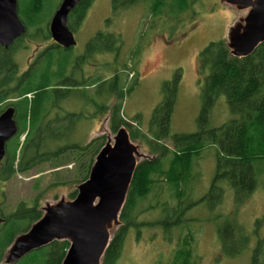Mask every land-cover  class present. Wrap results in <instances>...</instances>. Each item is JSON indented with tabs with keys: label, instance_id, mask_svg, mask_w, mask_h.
Here are the masks:
<instances>
[{
	"label": "rangeland",
	"instance_id": "obj_1",
	"mask_svg": "<svg viewBox=\"0 0 264 264\" xmlns=\"http://www.w3.org/2000/svg\"><path fill=\"white\" fill-rule=\"evenodd\" d=\"M60 1H46L44 23L36 37L37 44L44 43L42 46L45 47L50 44L51 41L40 38L41 34H46V24ZM151 1L140 0L126 8L121 7L114 14L112 0H94L81 27L73 33L76 45L71 49L72 57L83 54L98 32L119 35L120 43L117 52L87 57L84 82L90 83L94 82V78H100L99 84L87 89L81 86L79 92L59 102L62 111L78 115L68 135V142L86 145L92 139L102 137L105 144L108 141L113 143L116 132L111 130L110 117L117 100L112 97L104 112L92 104L94 99L101 106L105 104L113 76L121 80L124 93L121 117L132 124V130L147 134L154 110L165 98L164 86L172 82H176L177 96L169 133L193 134L198 130L201 91L207 75V72L199 73V54L210 43L221 40L227 43L230 28L243 19L247 11H239L222 0H187L186 10L171 13L165 7L151 15L148 6ZM32 53H36L34 45L28 46L21 54L16 81H20L22 72L29 71L40 62V58H32ZM96 59L97 63L92 61ZM28 61L31 62L28 64ZM89 62L97 66V73L93 76L89 73L95 70L91 65L89 67ZM74 79L77 80L76 77ZM97 90L99 94L93 98ZM55 114L61 116L60 111ZM231 118L225 98L220 97L210 111L208 126L220 127ZM132 143L138 147L140 155L136 159L137 164L153 159L154 156L142 142ZM158 143L166 147L169 153L176 150L169 139H162ZM199 153L188 183L180 185L183 191L181 203L179 197L170 191L169 184L162 182L164 186L163 190L158 188L159 194L154 197V194H150L137 204L135 220L139 224L128 230L121 255L115 264H172L177 251L183 248L186 241L192 251L191 264H252V252L259 241H263L261 252L264 253V166L260 167L257 188L247 202L237 205L227 181L218 182L219 202H216V191L211 195L209 192L216 173L217 147L210 145ZM170 157L171 154H166V160ZM72 178V165L53 170L50 164H41L28 173L17 174L5 183L0 182V212L6 216L20 202L31 206L38 196L40 210L60 200L71 201L68 195L77 190L76 184L70 180ZM65 179L68 182L66 186H50L65 182ZM178 203V226L165 228L163 222L171 218V209H177ZM176 209L174 215H178ZM234 223L250 242L248 239L247 247L238 255H223L219 230L226 227L234 229ZM118 227H114L112 234ZM232 238L238 240L239 235L234 232ZM1 264L6 263L3 261Z\"/></svg>",
	"mask_w": 264,
	"mask_h": 264
},
{
	"label": "trees",
	"instance_id": "obj_2",
	"mask_svg": "<svg viewBox=\"0 0 264 264\" xmlns=\"http://www.w3.org/2000/svg\"><path fill=\"white\" fill-rule=\"evenodd\" d=\"M46 1H17V15L25 26L26 33L15 41L9 51L3 52L0 48V108H4V104H10L14 109V120L17 125L16 135L5 145V157L0 162V182L5 183L17 174L28 173L41 164H50L53 170L72 165L73 178L70 180L78 186L87 180L95 157L105 143L102 137L92 139L86 145L68 142V135L78 115L62 111L59 102L80 91L73 90V87L83 86L87 89L99 84L100 78H94V82L90 83L71 82L66 75V68L71 64L75 67L81 61L75 63L77 60L71 56V49L65 50L53 43L40 54V62L37 65L21 74L20 81H16L17 67L11 59L18 47L17 44L22 42L24 49L28 47L24 38L36 39L39 33L34 35L30 30L43 25ZM93 1L80 0L70 13L67 25L72 33L81 27ZM139 1L112 0L113 13L118 12L121 7L126 8ZM168 1L152 0L148 4L151 15L159 13L165 7L171 13L188 9L187 0ZM42 38L43 41H51L47 30L46 34H41L40 39ZM119 43V35L98 32L87 44L86 51L89 55L117 52ZM198 70L201 74L207 72V75L201 91L202 107L197 119L198 130L193 134L169 133L170 118L177 96L176 82L164 86L165 98L154 110L146 135L138 130H132V124L123 121L121 117L124 93L121 80L117 76L112 78L105 104L101 106L95 99L92 102L94 107L104 112L107 103L114 97L117 103L111 109L112 132L115 133L120 127H126L131 141L142 142L154 156L153 159L136 166L119 215L121 226L112 234L101 264H115L121 255L128 230L132 226L136 228L139 224L135 220L137 204L150 194H154L152 197L159 194L158 188L163 190L162 182L169 184L170 191L179 197L181 203L183 191L180 185L188 183L194 160L199 158V152L205 147L211 145L218 150L216 173L209 192L211 195L216 191L214 193L216 202H219L217 185L220 181L229 183L237 205L247 202L257 188V176L260 174V167L264 166V42L245 58L232 56L224 40L210 43L199 54ZM97 94L98 90L93 94V98ZM220 97L225 98L232 118L220 127L210 128L208 126L210 111ZM56 111H60L61 116L53 115ZM162 139H169L176 149L175 152L169 153L166 147L159 145L158 142ZM166 154H171L167 160ZM65 174L68 176L67 172ZM67 183L66 180L50 186L56 188L66 186ZM76 194L77 190H74L68 195V199L73 200ZM39 201L40 196L36 197L31 206L20 202L14 211L6 216L2 215L4 222L0 225V264L5 260L14 239L27 232L42 217L43 212L38 207ZM179 203L177 209L174 207L178 215H174V209H171L173 215L163 222L165 228L170 225L178 226ZM172 218L176 220L172 221ZM234 225V229L226 227L219 230L223 255H238L248 245V239L243 236V231L235 223ZM234 232L239 235L238 240L232 238ZM262 243L263 241H259L252 252V264H264ZM185 245L177 251L172 264H191L192 251L187 246V241ZM68 248L67 241H53L14 264H62Z\"/></svg>",
	"mask_w": 264,
	"mask_h": 264
},
{
	"label": "water",
	"instance_id": "obj_3",
	"mask_svg": "<svg viewBox=\"0 0 264 264\" xmlns=\"http://www.w3.org/2000/svg\"><path fill=\"white\" fill-rule=\"evenodd\" d=\"M79 1L63 0L49 24L51 40L65 50L76 45L67 17ZM222 1L239 11H247L230 28L226 43L232 56L245 58L264 42V0ZM25 33L17 15V0H0V47L7 48ZM16 133L14 109L9 107L0 115V162L5 157L6 143ZM139 157L138 147L126 128H118L113 143L106 142L95 157L87 180L77 186L76 197L46 205L42 217L14 239L4 262L14 264L53 241H67L69 248L62 264H101L113 229L121 224L119 215Z\"/></svg>",
	"mask_w": 264,
	"mask_h": 264
},
{
	"label": "flooded vegetation",
	"instance_id": "obj_4",
	"mask_svg": "<svg viewBox=\"0 0 264 264\" xmlns=\"http://www.w3.org/2000/svg\"><path fill=\"white\" fill-rule=\"evenodd\" d=\"M62 1L63 0H61L60 1V3H59V5H58V7L56 8V10L53 12V14H52V16L54 15V13L58 10V8L60 7V5H61V3H62ZM17 6H18V3H17ZM75 8V7H74ZM73 8V9H74ZM73 11V10H72ZM71 11V12H72ZM70 12V13H71ZM70 13H69V15H70ZM69 15H68V17H69ZM52 16L50 17V19H49V21H48V23H47V26H46V30L48 31V33H49V24H50V21H51V18H52ZM67 17V18H68ZM68 20V19H67ZM26 29V28H25ZM31 33L32 34H34V35H37L38 33H40L39 31H40V27H33V28H31ZM24 36V35H23ZM37 39V38H36ZM36 39H34V40H30V41H27V45L28 46H30V45H34L35 46V48H36V53H32V58H35V60L36 59H38L39 57H40V54H42V52L45 50V49H47L50 45H51V43H53V44H55L52 40H51V42H50V44L48 45V47H45V46H42L44 43H42V44H37L36 43ZM17 40V39H16ZM16 40H14L13 42H12V44L10 45V46H8L7 48H5V47H0V48H2V51L3 52H7V51H9V49H10V47H12L13 45H14V43H15V41ZM24 44V43H23ZM18 45V47L16 48V51L12 54V61H13V64L14 65H16V67L18 68V64H19V62H18V60H19V58H20V56H21V54L23 53V45H22V42L20 43V44H17ZM72 49V48H71ZM11 55V54H10ZM94 55H97V56H99V55H101V53H94V54H92L91 56H94ZM89 56V54H88V52L86 51V48H85V51H84V53L83 54H81L80 56H77V57H74V60H77L75 63H79V61H81V63H79L77 66H73L72 64L71 65H69L67 68H66V75H67V77L70 79V81L71 82H75V83H78V84H81V83H83L84 82V78L86 77V73H87V71H85V69H84V67L86 66V63H87V57ZM22 58V57H21ZM81 59V60H80ZM34 60V61H35ZM33 61V60H32ZM33 61V62H34ZM92 61H95L96 63H97V59L96 60H92ZM31 61H28V64L30 63ZM91 62H89V67H90V64ZM31 65V64H30ZM30 65H29V67H30ZM92 67H94V69H92V70H95L94 71V73H89L90 74V76H93L94 74H96L97 73V66H95V65H91ZM28 67V68H29ZM96 68V69H95ZM90 69V68H89ZM91 70V69H90ZM23 73H25V72H22V74ZM74 77H76L77 78V80H75L74 79ZM81 88V86H79V87H73L72 89L73 90H79ZM4 103V102H3ZM6 103V102H5ZM2 105V104H1ZM7 105V106H6ZM9 107H11L10 106V104L8 105V103L7 104H4V110H2L1 111V113H0V115L7 109V108H9ZM15 119V118H14ZM0 216L3 218V216H2V214H1V212H0ZM3 222H4V220H3ZM3 224V223H2ZM1 224V225H2ZM249 239V238H248ZM249 242H250V239H249ZM257 245H258V243H257ZM255 249V248H254Z\"/></svg>",
	"mask_w": 264,
	"mask_h": 264
},
{
	"label": "bare ground",
	"instance_id": "obj_5",
	"mask_svg": "<svg viewBox=\"0 0 264 264\" xmlns=\"http://www.w3.org/2000/svg\"><path fill=\"white\" fill-rule=\"evenodd\" d=\"M32 13V12H31ZM42 40V39H41ZM260 76V75H259ZM28 96V95H27ZM211 128V127H210ZM194 139V138H193ZM247 142V141H246ZM258 158V157H257ZM262 158V157H261ZM241 160V159H240ZM252 161V160H251ZM157 169V168H156ZM176 182V181H175Z\"/></svg>",
	"mask_w": 264,
	"mask_h": 264
}]
</instances>
